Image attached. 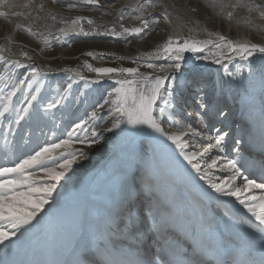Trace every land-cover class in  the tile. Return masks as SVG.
Masks as SVG:
<instances>
[{
    "label": "bare ground",
    "instance_id": "1",
    "mask_svg": "<svg viewBox=\"0 0 264 264\" xmlns=\"http://www.w3.org/2000/svg\"><path fill=\"white\" fill-rule=\"evenodd\" d=\"M42 1L44 0H7L5 5H0V13H6L0 17L10 21L16 20L19 24L30 29L33 27L32 12ZM102 1L105 2L104 5L107 8L112 9L117 5V2H122L128 7L136 6L142 2V0ZM158 1L163 2L166 10L150 7L146 11L147 17H161L166 14V19H162L171 26L173 34L178 38L187 37L189 34L195 35L200 28H207V25L202 24L190 11L189 4L194 3L208 10L207 15L215 24V28L211 32L215 38L220 39L223 36L225 40H228L231 39L229 35L232 33L231 40H233L234 45L256 44L253 39L264 41V15L259 10L245 7L252 2L262 3L264 0H181L180 3H177V0ZM81 18L77 17L71 25L62 29L74 35L79 30L78 25ZM196 27L198 28L196 29ZM257 45L264 47L261 44ZM41 53H38L40 59H52V56ZM255 55H261V53L257 52ZM5 58L12 62L18 61L24 67L31 65L38 69V74L33 75L31 68L27 67L28 74L24 78L26 80L30 78L29 81L27 80L30 85L38 81L34 93L37 96L35 102L37 106L42 86L46 83V76L49 75V72L38 65H32L26 59L6 55L0 49V61ZM237 61L241 65L248 63V61ZM63 73L66 79L71 78L72 87L65 91L64 99L61 100L59 106L62 110L63 101H68L77 82L83 84V90L76 98L71 114L66 115L61 112L58 122H56L57 136L53 135L57 138L64 136L67 129L78 123L77 119L83 117L86 110L96 102L91 92L94 84L86 81L95 80L97 76H88L84 73L71 71H64ZM81 76L84 79H80ZM104 83L113 86L107 78H105ZM2 84L0 88L5 87L7 81ZM31 87L27 84L22 86L17 96L13 98L12 104L14 105L15 99L21 101ZM257 93L251 94L249 91H242L241 105H246L245 100L248 98L253 101V106L249 109L252 121H246L245 125L246 129L250 130L249 138H247L249 141H244V135H246L244 128L241 129L238 125H230L229 128L232 129V133L226 137L228 145L226 155L241 162L244 175L254 179L257 183H264L262 180L264 175V144L259 139L260 121L264 117L260 116L259 111L256 110L257 107H261L260 96ZM52 98H48V100L54 101ZM52 109L47 110L46 120L51 119ZM30 111L33 110L30 109ZM9 116L14 119L12 113H9ZM220 118V116L214 118L217 127L221 124ZM243 121L241 120V122ZM48 124L46 126L40 124L35 117L26 118L20 125L12 124L10 119L0 120V166H12V162H17L18 158H24L26 154L37 149V147L48 144L52 138L47 134L51 129ZM210 126H212L211 123ZM122 136L120 135V137ZM231 137L242 138L243 140L238 155L230 149L228 142ZM108 145L109 141L106 140L105 147L108 148ZM104 153L103 157H99L100 159L92 164V171L85 178L72 180V175L68 173L72 168L68 170L67 177L59 181L56 190L52 193L58 205L45 221L42 229H39L40 231L34 235H31V229L29 234L27 233L20 242L13 246L9 253L0 256V260H4L6 264H78V254L85 248L95 252L97 259L107 258L113 264H195V258L200 253L201 238L209 236L214 251L219 253L222 258L227 259L230 264L232 262L253 264V261L255 264H259L260 226L235 197L220 195L212 190L205 181L200 180L198 174L178 155V150H175L170 142H167V146H162L160 154L163 153V156L159 159L162 163L159 168L157 167L158 170L151 171L148 169L151 172L143 179L142 183L148 189L149 202L141 207L142 209H150V211L156 209L159 215L166 214L159 218L162 225L166 226L165 224H167L168 227L154 228L152 226L150 228L148 218L144 219L138 227L132 229V234L128 237H125L124 233L121 236L109 238L104 232V224L110 213L122 202L132 199L134 204H138V201L134 197L133 167H124L123 165L119 167L117 163L120 155L117 150L105 151ZM215 154L213 152L211 155L214 156ZM201 163L204 162L201 161ZM179 175L181 179L176 178ZM215 175L220 177L226 173L217 171ZM33 176H42L39 181L47 180L43 178L46 177L43 172H35ZM237 183L242 186V180H238ZM183 186L187 187L188 190L187 201L182 197L181 194L183 193L180 194ZM191 193L195 195H191ZM252 194L259 197L264 195V192L255 190ZM247 195L248 193H243L242 198H246ZM185 202L188 206L182 209ZM218 204H224L228 208L230 206L231 211L227 210L226 214L245 222L240 223L224 214L216 215L217 211L220 212L217 208ZM232 208H236L237 211ZM185 215H190L188 216L189 219ZM136 236L141 238V242L135 241ZM112 238H120L121 241H116V245L119 244V247L111 246L110 239ZM131 242H134L133 246L138 248L131 246ZM121 243L132 247L136 252L140 247L149 254L159 252L157 256L161 257L162 260L158 259L157 261L153 258L152 261H149L128 250ZM28 244H31L30 249L25 250ZM105 247L108 250L106 257L100 252Z\"/></svg>",
    "mask_w": 264,
    "mask_h": 264
},
{
    "label": "snow or ice",
    "instance_id": "2",
    "mask_svg": "<svg viewBox=\"0 0 264 264\" xmlns=\"http://www.w3.org/2000/svg\"><path fill=\"white\" fill-rule=\"evenodd\" d=\"M6 2L7 0H0V5H5ZM85 2L96 4V0H85ZM146 5L152 6L151 0H146ZM245 7L259 10L264 15V2H252ZM5 14L0 13V15ZM161 18L166 19V14L161 17L143 19L139 27L123 28L122 32L113 29L104 34H110L114 38L125 34H135L137 38H141L150 30V24ZM81 31L83 30L81 29ZM84 35L87 36L88 33H84ZM220 40L223 43H215L211 40L190 43L188 40L181 42L169 38L160 51L146 57H137L131 61L132 63L144 61L148 68L165 73L164 75H144L139 72L138 67L91 68L89 65L91 71L97 74V79L86 81L87 83L99 85L104 83L107 78L112 82L113 87L106 92L102 102L95 105L87 120L72 126L71 131L67 133L69 139L46 147L39 146L38 150H34V153L26 154L24 158H18V162H12V166H0V246H2L0 247V256L9 253L12 247L20 242L44 216L49 215L57 207L58 203L52 193L56 190L59 181L66 176L74 160L65 159L63 163L58 164L57 170V168L46 164V161L52 158V152L68 145L73 132H84L85 139L81 140L79 135L75 139L87 146H93L97 142H102L101 137L104 132L115 133L116 130H120L128 135V140L121 149V156H126L129 166L144 158L150 160L154 153L159 152L162 146H167V142H170V145L178 150V155L198 174L200 180L205 181L212 190L220 195L235 197L260 226L259 264H264V195L257 197L252 194L255 190L264 192V183H257L254 179L244 175L241 162L226 155L228 151L226 137L230 133L222 131L219 127L210 126L208 84L202 74L184 81L185 86L191 82L199 90L197 111L185 113L187 119L178 113V97L182 95L179 78L188 59L187 54L202 53L209 45L217 49H228L229 51L222 52V55L229 62L237 60L247 62L257 52L264 54V47L257 44L234 45L232 41L225 40L223 36L220 37ZM89 55H93V53H89ZM161 58L164 60L163 64L158 65L150 62ZM200 58L208 59L207 56ZM212 62L223 63L221 58L215 56ZM11 66L23 65L14 61L11 62ZM27 67L31 68L33 75L38 74L37 68L31 65H27ZM228 75L231 78L236 73L229 71ZM114 77L115 79H113ZM80 79H84V77L81 76ZM26 84L31 87L26 79H19L17 83L6 84L5 87L0 88V100L4 101L0 105V120L10 119L12 124L20 125L26 118L41 117V110L35 104L36 95L29 93L30 98L24 101V106L19 110L12 104L13 98ZM71 87L72 85L69 84L65 91ZM260 87L262 93L261 113L264 116V81H261ZM6 88L9 90L5 91ZM37 91L39 90L37 89ZM63 99L64 96H61L52 101L43 109V112H47L49 108H57ZM245 104L246 107H252V99H246ZM105 110L107 111L105 112ZM9 113L14 114V119L9 116ZM104 115H108L110 120L103 130H98L96 126L88 127L92 121L103 120ZM218 115L226 117L227 112L221 110ZM166 126L177 130L170 131ZM259 139L264 144V119L260 121ZM242 143V138H236L234 141L232 151L237 155L241 151ZM213 152L216 153L214 156L211 155ZM83 154L80 153V155ZM37 168L42 170L47 177L46 181L39 184L32 178V170ZM217 171L224 172L226 175L216 177ZM238 180H242V186L237 183ZM243 193H248L246 198H242ZM49 204L51 206L44 216H39L44 211L45 205ZM148 218H151L154 228L162 227L156 209L151 210L146 217L140 211L139 206L129 199L127 202L119 204L110 213L104 224V232L109 238L121 236L138 227L144 219ZM100 252L106 257L107 247L101 249ZM82 255L83 260L80 264H113L107 258L97 259V254L90 250L83 252ZM0 264H6V262L0 260ZM195 264H230V262L214 251L211 238L205 236L201 238L200 253L195 258ZM232 264H236V262H232Z\"/></svg>",
    "mask_w": 264,
    "mask_h": 264
},
{
    "label": "rangeland",
    "instance_id": "3",
    "mask_svg": "<svg viewBox=\"0 0 264 264\" xmlns=\"http://www.w3.org/2000/svg\"><path fill=\"white\" fill-rule=\"evenodd\" d=\"M180 2L181 0H177V3ZM162 3L158 0H151L152 6H147L146 0H142V2H140L136 6L128 7L125 6L122 2H117V5L112 9L107 8L104 5L105 2H101V0H96V4H88L85 2V0H44L32 12L31 19L33 27L30 29H27L24 25L19 24L16 20L10 21L4 19L3 17H0L1 51L11 57L26 59L32 65H38L40 68L49 72L50 76H46V83L44 84V86H42V90L37 103L38 108L41 110V117L36 118V120H38L40 124H43L44 126L49 123L48 126L51 128L47 132L49 137H52H50L51 143L49 142L48 144H45L43 146H49L53 143H59L61 140L69 139L67 133L71 131L73 125H71V127L67 129L64 136L60 138L58 137V139L57 137H54L57 136L56 122H58L61 112L66 115L71 114L72 109L74 108V102L83 90V84L81 82H77L76 88L71 92L68 101H63V110L60 106H58L59 108H53L51 110V119L49 118L51 121L46 120V112H43V109H45L47 105L51 103L48 98L53 97L54 100H56L61 96H64L65 90L68 88V85L72 81L71 78L66 79L63 72H58L57 74L55 73L56 71L68 70L71 72L84 73L88 76H97L96 73L91 71V68L123 66L138 67L140 73H143L144 75L151 74L155 76L157 74H162V72L148 68L146 62L144 61H140L138 63H132L131 61L136 59L137 57H146L149 54H154L160 51L163 44L166 43L169 38H172L174 41L179 40L181 42L184 40H188L190 43L194 41L203 42L207 40H211L215 43H223V41L215 38L211 34L213 29L215 28V24L208 17V10L203 9L200 5H196L194 3L189 4L190 11L199 19L202 24H204L205 26L207 25V28H200V30H197V33L195 35L189 34L187 35V37L178 38L173 34L171 26L162 18L154 21L153 24H150V30L143 34L141 38H137L135 34H125L124 36L118 38H114L110 34H104L110 32V30L113 29L117 32H122L123 28L131 29L134 27H139L143 19L150 18L146 15V11L148 10V8L157 7L156 9L161 8V10H166L165 6ZM77 17L82 18L80 24L78 25L79 30L74 35L62 29L63 27L71 25L72 21ZM197 28L198 27H196V29ZM81 29L83 31H81ZM84 33H88V35L85 36ZM232 35V33H230L229 35L231 36V39L233 37ZM231 39L228 40L232 41L233 43V40ZM253 42L264 46V41L262 40L253 39ZM228 51V49H217L209 45V47L206 48L202 53L187 54L188 59L184 64L182 75L179 78L182 95L178 97V113L180 116L187 119L185 113H193L194 111H197V96L199 95V90L191 82H189L188 85L185 86L184 81L190 80L191 77L202 74L206 78L207 83H209L207 87L210 106L209 123H211L212 126L217 127L214 118L219 116V111L224 110L227 112V116L220 118L221 124H219L218 127L222 131H228L231 134L232 129L229 128L230 125H238V127H240L241 129L244 128L245 130L244 132L246 135H244V141H249L247 140V138H249L250 130L246 129L245 125L246 121H252V119L250 118V107H246V105L243 104L241 105L242 102L240 98L242 95V91H249L251 92V94H255L258 92L260 96L259 99L261 101L262 93L260 84L261 81H264V54L254 55L253 57L249 58L247 64L241 65L238 61L229 62L227 59H225V57L222 55V52L227 53ZM39 52H42L41 54H44L46 56H52V59H40L38 56ZM89 53H93V55H89ZM161 55L163 54L161 53ZM203 56H207L208 59L200 58ZM214 56L221 58L223 63L216 64L212 62ZM11 62L12 61L7 58L0 61V77H2V79H0V86H2V83H4L5 81H7V84L9 85L17 83L19 79H24L28 74L27 67H12ZM150 62L159 65L163 64L164 60L161 58L160 60H153ZM89 65H91V68L89 67ZM229 71L236 73V75L230 78L228 75ZM27 80L29 81L30 78H28ZM34 84H32L33 86L31 85L32 87L30 88L29 92L21 101L17 99L14 100L13 103L17 110H19L20 107L24 106V101L26 99L30 98L29 93L34 95L36 90L35 86L38 84V81H36ZM106 84L107 83H102L93 86L91 92L92 97L96 100V102L93 106H90L89 109L86 110L83 117H79L77 119L79 121L78 123L87 120L88 115L91 113L95 105L102 102L106 92L109 91L111 87H113ZM8 90L9 89H5V91ZM3 103L4 101L0 100V105H2ZM193 107H195L196 109ZM191 109L193 110L191 111ZM256 110H258L259 115L262 116L261 107H257ZM106 111L107 110H105V112ZM12 115L14 117L13 113ZM109 120L110 117L108 115H104L103 120L92 121L88 125V127L91 128L93 126H96L98 130H103ZM241 120H244V123L241 122ZM166 127L170 131L177 130L171 128L170 126ZM52 131L55 132L50 133ZM121 133L123 134V136ZM77 135H79L81 140L85 139L84 132H73L69 144L66 145L67 147L62 146L61 148L55 149L52 152V158L47 160L46 164L50 167L57 168L58 170L59 163H63L65 159H73L74 162L71 166L72 169L70 168L71 170H69L68 173L72 175V180H79L85 178L89 174V172L92 171V164L103 157L105 151L117 150L120 155V161L118 160L117 163L119 167H121L122 165L124 167H130L127 163L126 156H121V149L124 147L125 143L128 140L127 133L121 132L120 130H116L115 133L104 132L103 136L101 137L102 142H97L93 146H87L77 141L75 139ZM120 135L122 137H120ZM235 139V137L229 138L228 143H230L231 150L232 146L234 145ZM106 140L109 141L108 148L105 147ZM38 148L39 147H37V149L35 150H38ZM161 149L162 147L160 148L159 152L153 154V157L150 160L144 158L143 160H138L136 163L131 165V167H133L132 174L133 177H135L134 197L138 201L137 205L139 206L140 211L143 213V215L146 216H148L150 209H142L141 207L149 202V193L148 189L144 187L142 182L144 177L150 174L149 172H151L152 170H158L159 165L162 163L159 160L161 156H163V153L160 154ZM31 153H34V150L29 152V154ZM80 153L84 154L80 155ZM148 169H150L151 171H149ZM32 172L34 174L35 172L42 173L43 171L37 168L32 170ZM41 177L42 176H33L32 178L37 182V184H39L40 182H42L41 180L39 181V178ZM66 177L67 175L64 178ZM43 178L47 179V177ZM176 178L181 179V176L179 175ZM61 185L64 184L61 183ZM60 188L63 187L60 186ZM187 193V187L183 186L180 194L185 201H187ZM191 195L195 194L191 193ZM53 197L55 196L53 195ZM50 206V204L45 205L44 211H42L39 215L44 216L45 212H47ZM187 206V202H185L182 209L187 208ZM217 208L218 210H220V212L217 211L216 215L224 214L232 219L237 220L240 223L245 222L241 219L226 214L227 210L231 211L229 209L231 208L230 206L228 208L225 207L224 204H218ZM232 209L237 211L236 208ZM52 213L53 211L51 212V214L44 216L43 219H41L40 222L37 223L34 228H32V231L30 232L32 233L31 235H34L35 233L37 234V232L42 229L45 221L52 215ZM164 215L166 214L159 215V217H163ZM185 216L187 217V219H189L188 216L190 215ZM33 223H35V221H33ZM165 225L167 226V224ZM149 226L150 228H152L153 226L151 218H149ZM166 226L162 225V227L167 228L168 226ZM147 232L149 234V231ZM131 234L132 231H127L125 232L124 236L128 237ZM110 240L111 246H120L119 244L116 245V241H121L120 238H112ZM135 241L141 242V238L136 236ZM121 244L124 245L123 243ZM133 245L134 242H131V246ZM30 246L31 244H28L25 250H29ZM124 246L128 250L136 253L137 255H140L141 257L149 261H152L153 258L158 261V259L161 258L157 256L159 255V252H150L151 254H149L144 252L141 247L136 252L132 247H128L126 245ZM133 247L136 249L138 248L137 246Z\"/></svg>",
    "mask_w": 264,
    "mask_h": 264
},
{
    "label": "water",
    "instance_id": "4",
    "mask_svg": "<svg viewBox=\"0 0 264 264\" xmlns=\"http://www.w3.org/2000/svg\"><path fill=\"white\" fill-rule=\"evenodd\" d=\"M65 72H67L68 70H64ZM64 71H56L55 73L58 74V72H64ZM52 74V73H51ZM50 76V75H49Z\"/></svg>",
    "mask_w": 264,
    "mask_h": 264
}]
</instances>
